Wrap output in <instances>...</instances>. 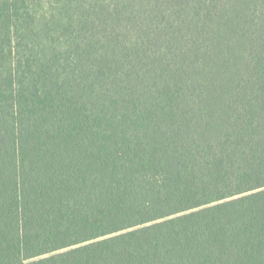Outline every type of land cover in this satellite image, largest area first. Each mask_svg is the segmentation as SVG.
I'll return each instance as SVG.
<instances>
[{
  "label": "trees",
  "instance_id": "trees-1",
  "mask_svg": "<svg viewBox=\"0 0 264 264\" xmlns=\"http://www.w3.org/2000/svg\"><path fill=\"white\" fill-rule=\"evenodd\" d=\"M0 264H264V0H0Z\"/></svg>",
  "mask_w": 264,
  "mask_h": 264
}]
</instances>
